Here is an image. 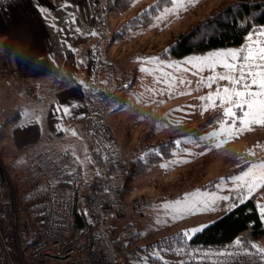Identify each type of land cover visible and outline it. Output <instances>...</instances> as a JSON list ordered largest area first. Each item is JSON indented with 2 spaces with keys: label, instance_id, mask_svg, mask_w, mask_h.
<instances>
[{
  "label": "rangeland",
  "instance_id": "obj_1",
  "mask_svg": "<svg viewBox=\"0 0 264 264\" xmlns=\"http://www.w3.org/2000/svg\"><path fill=\"white\" fill-rule=\"evenodd\" d=\"M154 1L132 0L125 7L120 3L121 9L115 0L111 6L107 0L94 2L101 20L97 23L95 17L92 39L95 66L91 85L102 80L109 67L129 80L126 88L112 92L114 99L100 104L103 106L102 120L115 141L127 174L116 182L119 187L114 202L103 201L109 205L104 209L105 219L102 220V232L107 233L104 250L116 264H143L144 259L148 264H155V259L162 260V264H176V256L164 254L156 247L151 246L149 251L140 250V247L172 234L185 235L187 228L199 227L201 223L225 215L229 211L217 208L209 212L206 209L223 204L218 198L233 193V184L250 183L253 172L258 175L264 171L261 163L264 161V125L254 124L239 135H227L240 122L226 118L217 123L223 113L221 102L213 96L216 107H212L211 101L201 99L210 92L215 93L218 86L231 87L229 81L218 79L227 75V71L222 67L209 69L195 59L186 62V58L206 53L182 59L161 53L173 37L234 0H196L195 3L169 0L147 24L131 22L136 13ZM248 39L247 35L239 46L231 48L240 50ZM3 42L0 32V51ZM125 72H130V76ZM0 74L4 76L5 71L0 69ZM93 79L96 81L92 83ZM237 115L242 113L237 110ZM168 140L174 142L173 148L169 147L172 155L158 160L155 156L158 147ZM89 146L82 149L83 157L71 152L70 164L74 166L73 159H76L75 166L83 176L78 192L81 202L99 180L106 190L104 173L107 168L95 158L91 143ZM149 152L154 155L146 159L144 156ZM134 162H137L135 166ZM5 163L0 158V169L8 176ZM230 176L238 179L229 180ZM8 193L12 204V188ZM254 195L256 201L264 203V188L258 187ZM48 197H45L42 211L46 209ZM135 200H145L144 206L134 210L131 204ZM0 209L3 211L1 201ZM118 209L121 211L117 212ZM261 221L264 226V220ZM41 222L42 215L33 221L39 229ZM11 226L16 230L13 220ZM259 244L264 247V239ZM153 252H158L159 257L152 256Z\"/></svg>",
  "mask_w": 264,
  "mask_h": 264
},
{
  "label": "crops",
  "instance_id": "obj_2",
  "mask_svg": "<svg viewBox=\"0 0 264 264\" xmlns=\"http://www.w3.org/2000/svg\"><path fill=\"white\" fill-rule=\"evenodd\" d=\"M38 2L0 0V69L5 71L0 74V158L10 174L30 146L44 142L46 148L68 149L81 157L82 149L90 148L84 138L85 96L95 66L90 34L97 15L95 0H73L67 7H60L64 0L55 5L45 0L47 20L34 8ZM53 23L59 30L50 27ZM67 100L79 106L58 124L55 106Z\"/></svg>",
  "mask_w": 264,
  "mask_h": 264
},
{
  "label": "trees",
  "instance_id": "obj_3",
  "mask_svg": "<svg viewBox=\"0 0 264 264\" xmlns=\"http://www.w3.org/2000/svg\"><path fill=\"white\" fill-rule=\"evenodd\" d=\"M58 1L50 0L54 4H57ZM113 1L107 0V4L111 6ZM115 1L119 3L118 7L121 9L120 3H123L125 7L132 0ZM168 2L169 0H155L139 13H136L131 22L141 23L142 25L147 24ZM96 19L97 23H99V20H101L99 14L96 16ZM262 27H264V0H234L210 13L208 18L191 26L184 33L173 37L166 48L167 52L163 50L161 53L162 55H168L170 58L182 59L191 55L236 47L242 43L248 32ZM108 69L104 73L102 80L95 82L96 79H93L92 83L95 82L94 85H91L90 82V91L85 96L87 113L85 117L84 138L88 143H91L88 138L89 129L97 120L102 118L101 116L103 114V106L96 101L98 95L100 92H120L126 88L129 81L126 80V77H122V73H118L117 70H110V67ZM126 73L130 76V72ZM14 119L15 117L13 116L8 121L12 122ZM173 143V140H168L164 145L158 147L155 155L156 158L160 160L171 156L172 152L169 151V147L173 148ZM91 145L95 158L107 168L106 174L104 173L106 190L97 196L94 203L95 210L101 219L99 234L103 238L104 249V239L107 233L105 232L103 234L102 232L104 231L102 230V220L105 218L103 216L104 209L101 208V202H114L116 197L115 193H117L116 191L119 187L116 182L121 181L123 177L117 180L119 174L116 169L107 166L106 163L101 161L97 150H95L92 143ZM63 151L70 153L68 149L63 150L51 145L49 148H46L43 142L28 147L24 160L19 161V166L11 174L7 166H5V170L7 169L6 172L9 173L8 179L10 188H12V204L14 208L10 202L8 191L2 190L6 186V180L0 175V201L4 211L1 225L5 228L7 234L12 235L15 232L21 252L29 249L40 233L41 228L39 229V225L37 224L38 226H36L33 221L38 215L43 216L44 211L42 209L45 203V197H48L51 192L50 175L61 167L60 154ZM153 155L149 152L144 157L148 159L149 156L152 157ZM136 163L134 162V166ZM29 166H32V169L25 173L24 170ZM75 170V174L83 182V176H80L77 167H75ZM81 185L74 194L75 200L81 199L78 196ZM89 193L90 191L87 194ZM259 216L260 213L256 207V199L249 198L237 205L235 209L216 219L207 228L200 230L191 237L182 234H172L155 241L152 245L140 247V250L149 251L151 246L156 247L160 251H163L164 254L176 256L175 263L178 264V256L183 248L219 246L234 242L236 237H241L242 240L250 242H245L243 244L244 247L248 248L251 252H257L252 248V244L260 246L259 242L264 239V226ZM13 219H15L16 230L11 226ZM104 253L106 255L105 250ZM106 257L110 264H116L113 259L107 255ZM156 260L155 264L164 263L161 259V261Z\"/></svg>",
  "mask_w": 264,
  "mask_h": 264
},
{
  "label": "built area",
  "instance_id": "obj_4",
  "mask_svg": "<svg viewBox=\"0 0 264 264\" xmlns=\"http://www.w3.org/2000/svg\"><path fill=\"white\" fill-rule=\"evenodd\" d=\"M111 99H114L113 93L101 92L96 101L105 104ZM88 138L100 160L116 169L119 174L117 180L125 176L123 161L102 118L91 126ZM71 158L68 151L61 152L62 165L50 175L52 193L42 216L40 233L29 249L21 252L15 233H6L1 225L3 211L0 209V264H76L79 261L81 264H110L104 253L103 238L99 234L101 219L94 207L97 196L105 191V184L102 180L95 182L82 202L75 200L74 194L80 179L75 174V167L71 166ZM31 169L32 166H29L24 172ZM0 175L6 180L2 190L9 191L7 174L0 169ZM144 201L135 200L131 206L139 210L144 206ZM107 206L105 202L101 204L102 209H108ZM233 243L183 248L178 256V264H264L257 252L244 253L242 248L238 251Z\"/></svg>",
  "mask_w": 264,
  "mask_h": 264
},
{
  "label": "snow or ice",
  "instance_id": "obj_5",
  "mask_svg": "<svg viewBox=\"0 0 264 264\" xmlns=\"http://www.w3.org/2000/svg\"><path fill=\"white\" fill-rule=\"evenodd\" d=\"M72 2L73 0H64L60 7H67ZM190 2L195 3L196 0H190ZM44 3L45 0H39L38 3L34 4V8L38 11V14L44 15L47 20L50 19V14L49 9L43 6ZM72 19L75 21L76 18L73 16ZM50 27L59 30L58 25L55 23L51 24ZM247 35L249 39L241 46L240 50L227 48L216 52H208L204 56L186 58L187 63H191L195 59L199 63L206 64L209 69L214 70L217 67H222L227 71V75L220 76L218 79L229 81L231 87L227 85L218 86L215 93L210 92L201 98L204 101H211L212 107H216L215 101L212 100L213 96L221 102L223 113L217 123H221L226 118L231 119L233 122H240L227 135H239L242 130H249L251 125L254 124L264 125V27L259 32H248ZM68 47L72 48V45H68ZM164 51L167 52V49ZM137 59L139 60L141 58L137 57ZM144 59H151V57H144ZM236 73H239V75L237 76ZM209 79L211 80L212 77H209ZM79 84L87 87L84 80H80ZM221 91L223 95L220 94ZM78 106V102H74L73 100L58 102L55 106L56 121L58 124L62 122L63 117L71 116L73 110ZM190 107L194 106L190 105ZM204 107L206 108L207 104ZM237 110L242 115H237ZM206 138L200 137V139ZM261 163L264 164V161ZM228 179L236 180L238 177L230 176ZM225 187L227 188L228 186L225 185ZM258 187L264 188V171L258 175L253 172L250 183L245 181L244 184L239 186L233 184V193L218 198L224 203L216 207H209L206 211H216L217 208L220 211H231L237 207L238 202L248 200L249 198L255 199L254 194H257ZM256 207L260 212L259 219L264 220V203L256 201ZM212 223L214 221L209 220L207 223H201L199 227L187 228L184 234L186 236L188 234H195L207 228L208 224ZM245 242L249 241L242 240L241 237H236L233 246L237 247L238 251L242 248L244 253H248L249 249L243 247ZM252 248L259 254V259L264 260V247L252 244ZM151 255L159 257L158 252H153ZM143 264H148L147 259L143 260Z\"/></svg>",
  "mask_w": 264,
  "mask_h": 264
},
{
  "label": "water",
  "instance_id": "obj_6",
  "mask_svg": "<svg viewBox=\"0 0 264 264\" xmlns=\"http://www.w3.org/2000/svg\"><path fill=\"white\" fill-rule=\"evenodd\" d=\"M1 127H2V122L0 121V129H1Z\"/></svg>",
  "mask_w": 264,
  "mask_h": 264
}]
</instances>
